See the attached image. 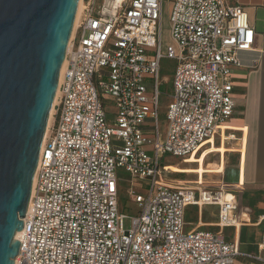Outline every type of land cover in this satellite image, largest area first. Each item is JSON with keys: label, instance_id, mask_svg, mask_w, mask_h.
Wrapping results in <instances>:
<instances>
[{"label": "built area", "instance_id": "1", "mask_svg": "<svg viewBox=\"0 0 264 264\" xmlns=\"http://www.w3.org/2000/svg\"><path fill=\"white\" fill-rule=\"evenodd\" d=\"M83 2L15 264H236L237 244L220 231L187 230L185 214L190 205H217L218 225L235 226L237 200L200 176L171 183L173 171L161 160L198 154L233 116L234 68L255 43L247 11L227 0H104L99 9L96 0ZM165 3L172 42L164 50ZM164 58L176 63L165 134ZM119 170L149 182L147 193L127 189L138 207L129 230ZM259 247L264 252V229Z\"/></svg>", "mask_w": 264, "mask_h": 264}, {"label": "water", "instance_id": "2", "mask_svg": "<svg viewBox=\"0 0 264 264\" xmlns=\"http://www.w3.org/2000/svg\"><path fill=\"white\" fill-rule=\"evenodd\" d=\"M80 0H0V264H15Z\"/></svg>", "mask_w": 264, "mask_h": 264}, {"label": "crops", "instance_id": "3", "mask_svg": "<svg viewBox=\"0 0 264 264\" xmlns=\"http://www.w3.org/2000/svg\"><path fill=\"white\" fill-rule=\"evenodd\" d=\"M227 1L231 5L244 6L249 21L256 32L253 49L240 52L238 57L241 66L234 68L233 82L236 99L234 114L225 123L223 132L218 134L215 140L212 139L204 143L199 156L190 158L193 162H190V159L186 161L180 159L178 164L165 163V165L169 169L173 165L192 168L193 164L198 163L197 173L179 174L184 172L175 171L176 173L172 172L169 175V180L171 183L195 181L200 176L204 180L205 186L215 188L222 186L227 189V198L229 200L235 198L239 205L235 212L237 225L226 227L218 225L219 206L190 205L186 209L185 228L189 230L198 227L215 232L220 231L228 242L239 246L241 254L237 257L249 260L247 264H264V261L258 258L259 256L264 257V252L259 247L264 229V0ZM235 134H239V137L237 138ZM212 142L215 144L214 146L210 144ZM206 144L210 145L205 146ZM222 147H224V152H222ZM209 153L217 155L215 162H212L219 165L218 167L201 164L202 158ZM210 155L206 157V164L210 162ZM228 159H232L230 166L227 162ZM171 170L173 171V169ZM208 172L220 173L207 175ZM173 175L176 176L172 178ZM208 208L211 209L210 214L212 213L211 215L215 219L204 222V210ZM193 210L195 211L193 212ZM188 213L197 215L199 220L197 225L187 221ZM244 227H254L259 230L260 239L256 244V251L250 252L242 249L243 243L240 234L245 229ZM229 228L235 229L231 241L225 235V230ZM236 264H240L237 262V258Z\"/></svg>", "mask_w": 264, "mask_h": 264}, {"label": "rangeland", "instance_id": "4", "mask_svg": "<svg viewBox=\"0 0 264 264\" xmlns=\"http://www.w3.org/2000/svg\"><path fill=\"white\" fill-rule=\"evenodd\" d=\"M103 2H104V0H96L95 8L99 9L103 5ZM83 5L85 6L84 2H83ZM169 15H170V4L165 3L163 13H162V44H163L164 50L172 42L171 24H170ZM175 66H176V63L173 59L164 58L162 60V75L166 76V82L163 85H161V88H160L161 98H160V108H159V127H160V130L163 134L166 133L167 127H168V121L166 118V113H167V106L171 100V94L173 91L171 80L173 78ZM168 78L170 81L168 80ZM112 106L108 107V109H110L109 111L111 113L114 110ZM109 118H111L110 120H112V115H109ZM235 135L237 136V138L239 137V134H235ZM214 145L215 144L213 143V146ZM222 148H223L222 152H224V147H222ZM208 155H210V158H209L210 162H208V164H206V157ZM198 156H199V154H198ZM207 156L206 157L204 156L202 158V161H201L202 165H209V166H213L214 168L219 166V165L214 164L212 162L217 158V155L215 153H209V154H207ZM219 157H220V153H219ZM231 160L232 159L227 160L229 166L231 165ZM179 161H180V158L174 157L170 154H166L164 156V158H162L161 163L162 164H165V163L178 164ZM189 161L193 162L191 159ZM197 166H198V163L193 164L191 166L192 168H190L189 166L173 165L171 167V169H173V172H175V171L184 172V173H179V174H189L187 172H190V174H192V173H197V168H196ZM223 169H224V167H223ZM119 173H120V176H119L120 177L119 178L120 186L122 187L120 210L122 213H125L126 215H128L127 217H125L123 219L122 225H123V229L129 230L132 228L131 216H133L137 212L138 207H137V204H135L134 200L129 198L128 195H126L127 189L133 188L136 193L137 192L147 193L149 191V187H148L149 182L148 181H141L139 179L130 178L127 174H124L122 170H119ZM218 173H220V172H208L206 174L207 175H216ZM174 176H176V175H173L172 178H174ZM177 177H179V176H177ZM184 177H188V176H184ZM214 209H216V208H214ZM210 210L211 209H209V208L204 210V216H203L204 222L205 221H212L215 219V217H213L211 215L212 213L210 214ZM194 211L195 210H193V212ZM187 221L191 222L193 225H197V223H199V220H198L196 214L188 213L187 214ZM244 228L245 229H243L241 231V234H240L241 240L243 243L242 249L246 250V251H250V252L256 251V249H257L256 244L260 239L259 230L254 229V227H244ZM234 230H235L234 228H229V229L225 230L226 238L230 241L233 240ZM248 261L249 260H246L243 257H237V262L240 264H245V263L247 264Z\"/></svg>", "mask_w": 264, "mask_h": 264}, {"label": "bare ground", "instance_id": "5", "mask_svg": "<svg viewBox=\"0 0 264 264\" xmlns=\"http://www.w3.org/2000/svg\"><path fill=\"white\" fill-rule=\"evenodd\" d=\"M122 0H109V3H117L119 4ZM84 9V5H83V0H80L79 2V6H78V11H77V15H76V20H75V24H74V29H73V32H72V35H71V39L74 35V32L79 24V21H80V17H81V14H82V11ZM64 69H65V62L62 66V69H61V72H60V78H59V81H61L62 79V76H63V73H64ZM60 83V82H59ZM58 96H59V92L57 91V94H56V97H55V100H54V103H53V106H52V109L50 111V115H49V120H48V124H47V130L49 128V126L51 125L52 123V118H53V115H54V107H55V104L58 102ZM224 127H225V124H223L220 128H222L224 130ZM212 140V139H211ZM210 141V140H209ZM202 148V147H201ZM200 148V150H201ZM200 150L198 152H200ZM199 154V153H198ZM197 153H195L194 155L192 156H189L187 159H190V158H194L198 155ZM34 184H35V180H34ZM21 234V231H18L16 233V238H19Z\"/></svg>", "mask_w": 264, "mask_h": 264}]
</instances>
